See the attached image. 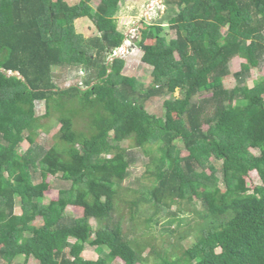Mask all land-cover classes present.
Returning <instances> with one entry per match:
<instances>
[{
	"label": "trees",
	"instance_id": "obj_1",
	"mask_svg": "<svg viewBox=\"0 0 264 264\" xmlns=\"http://www.w3.org/2000/svg\"><path fill=\"white\" fill-rule=\"evenodd\" d=\"M91 1L0 0V259L264 264V76L247 84L264 61V0H163L168 30L142 21L134 40L147 81L123 74L115 54L127 39L115 18L121 0ZM79 18L97 35L78 33ZM237 55L248 60L226 88ZM66 74L78 78L60 85ZM153 99L160 111H148ZM56 125L51 142L39 141ZM137 158L146 170L124 188ZM252 171L260 183L251 189ZM51 189L81 215L45 202ZM173 205L198 221L158 244L147 226L176 214ZM87 247L96 260L83 257Z\"/></svg>",
	"mask_w": 264,
	"mask_h": 264
},
{
	"label": "rangeland",
	"instance_id": "obj_2",
	"mask_svg": "<svg viewBox=\"0 0 264 264\" xmlns=\"http://www.w3.org/2000/svg\"><path fill=\"white\" fill-rule=\"evenodd\" d=\"M78 0H67L70 4L77 2ZM100 0H92V6H97ZM165 11V4L163 0H121L119 3V10L115 15L117 19L118 28L121 31H124L127 39L124 41L123 46L118 49L115 53L118 57H122L125 59V66L122 71L123 74L128 76L136 77L137 79L147 81L148 75L150 72V68L141 61V50L135 46L134 40L136 39V35L138 33L137 27L141 26L142 21H146L148 23H152L153 21H162V24L167 29L166 20L162 19ZM218 21L223 23L222 20ZM75 28L78 33H81L85 38L92 37L97 35L96 28L92 25L91 21L88 18H79L75 21ZM168 30V29H167ZM224 25L221 27V31H224ZM170 33H173L172 30L169 29ZM174 36V35H172ZM147 43L150 40L146 41ZM248 58L244 55H237L236 57L232 58L229 62V74L223 78L224 86L226 88H231L235 85V78L233 73L240 69V66L245 63ZM53 70L60 75H62V71L60 68L53 67ZM72 75V74H71ZM264 76V61L259 65L257 68H252L250 72V76L247 79V84L252 86V82L259 76ZM66 79L60 80V85H68L70 83H74L76 79L69 77L70 75L66 74ZM175 95H178V91L175 92ZM161 100L160 99H153L147 103V109L150 112L160 111L161 108ZM45 111V105L42 103L37 104V113L42 114ZM57 125L52 127L48 133L42 134L44 139H39V141H47L51 142V138L53 133L57 131ZM80 127V126H79ZM130 141H125L124 145L129 144ZM26 144L22 143V148L24 149ZM255 152V150H254ZM180 154L185 156L188 154V151L181 148ZM220 162H217V166ZM145 165L143 163V158H137L135 164H133L129 168V175L122 183V187H131L137 188V180L141 179L144 171ZM54 176H49V181L54 180ZM247 185L252 189L256 184L260 183L259 177L255 171L249 173L246 177ZM223 190V189H222ZM45 202L50 200H56L59 202L61 206V210L63 211L64 215L69 216H79L82 213V209L72 204L71 200L69 199L67 193L60 189H51L44 193ZM172 211H176V214L171 215L169 217L163 218L158 224L150 223L147 226V233L150 235L155 236L158 239V244L168 236L170 232L178 233L183 232L192 227L194 223L198 221V218L190 211L181 212L177 210V206L173 205L171 208ZM15 212L20 213V207L17 205L15 206ZM31 224L34 226H40L42 224V219L40 216H36L32 221ZM171 240L174 241L172 237ZM193 238L192 236H187L184 240L181 241V244L184 247L189 246L192 244ZM83 257L86 259H94L98 258L97 251L92 247H87L83 253ZM0 264H6L3 259H0ZM10 264H37V261L34 260L31 256L27 255H19L16 256ZM112 264H122V261L117 258Z\"/></svg>",
	"mask_w": 264,
	"mask_h": 264
},
{
	"label": "clouds",
	"instance_id": "obj_3",
	"mask_svg": "<svg viewBox=\"0 0 264 264\" xmlns=\"http://www.w3.org/2000/svg\"><path fill=\"white\" fill-rule=\"evenodd\" d=\"M122 46H123V45H122ZM122 46H121V47H122ZM121 47H120V48H121ZM120 48H119V49H120ZM115 54H116V53H115Z\"/></svg>",
	"mask_w": 264,
	"mask_h": 264
}]
</instances>
